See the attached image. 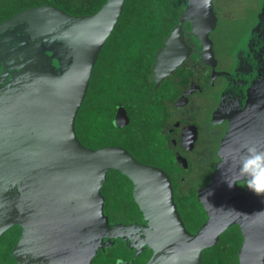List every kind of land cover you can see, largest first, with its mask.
Segmentation results:
<instances>
[{
	"label": "water",
	"instance_id": "1",
	"mask_svg": "<svg viewBox=\"0 0 264 264\" xmlns=\"http://www.w3.org/2000/svg\"><path fill=\"white\" fill-rule=\"evenodd\" d=\"M127 0H105L91 15L53 5L22 10L0 23V237L21 229L11 250L15 264H93L117 242L138 240L151 250L146 264H203L202 252L238 226V264H264V196L239 182L229 187L223 149L264 144V0L255 25L234 51L228 86L212 118L228 121L211 182L196 200L206 215L196 233L186 228L173 185L161 169L122 147L92 149L76 132L94 67ZM182 9L153 65L156 87L190 55L184 24L214 60V0H173ZM128 123L118 111L114 124ZM117 171L132 184L141 222L111 223L103 187Z\"/></svg>",
	"mask_w": 264,
	"mask_h": 264
},
{
	"label": "flooded vegetation",
	"instance_id": "2",
	"mask_svg": "<svg viewBox=\"0 0 264 264\" xmlns=\"http://www.w3.org/2000/svg\"><path fill=\"white\" fill-rule=\"evenodd\" d=\"M47 4L67 12L60 5L59 0H0V6L9 10L4 12L7 19L22 10ZM216 16L218 18L217 13ZM190 29L191 25L189 31H186L184 27L185 41L191 48L189 57L172 74L166 76L158 87H156L152 66V74L147 80V86H144L147 89L151 87V92L143 94L144 102H141L142 108L136 115L139 118V123L132 124L131 111L121 104L115 108L110 116L111 125L115 129L123 131V138L129 133H127V129L132 128L133 134L130 136L132 142L126 143L128 149L121 145L98 147H122L133 156L139 153L142 160L135 157L136 155L134 156L138 161L163 170L171 179L175 201L184 224L186 223L181 213L183 204L193 196L196 199L197 191L211 182L214 167L220 160L218 149L229 125L227 119L217 122V120H213L212 115L220 106L222 92L228 86V80L224 74L232 73L236 64L233 54L240 42L236 44L230 53L223 54L216 48L215 38L213 37L216 30L211 32L210 39L214 60L206 62L201 56L202 45ZM150 107L153 110L147 113ZM118 111L124 112L128 118L127 124H124L126 119L122 120L123 124H114ZM140 145H142L141 148H139ZM129 183L128 195L132 198V184ZM117 184V181L111 180L108 176V180L103 187L106 213L111 223H140L141 214H138L139 209L134 202L133 204L128 202V204L115 205L116 200L112 196L115 193V185ZM122 184L129 185L125 181ZM238 184L240 187H246L243 182ZM115 207H118V210H121L123 214H113L112 210ZM130 211H135V214L131 215ZM188 230L194 234L198 229ZM139 243L138 240L126 244L117 242L116 246L96 257L93 264H116L117 258H122L125 264H146L152 252Z\"/></svg>",
	"mask_w": 264,
	"mask_h": 264
},
{
	"label": "trees",
	"instance_id": "3",
	"mask_svg": "<svg viewBox=\"0 0 264 264\" xmlns=\"http://www.w3.org/2000/svg\"><path fill=\"white\" fill-rule=\"evenodd\" d=\"M104 1L59 0L60 5L73 15H91L100 9ZM8 11L0 6V23L7 20L4 12ZM181 14L182 9L173 0L126 1L115 29L100 53L86 98L77 115L76 132L84 146L96 149L106 145H121L127 148L126 143L132 142V128L127 129L129 133L123 138V131L111 125L110 116L121 104L131 111L132 124L139 123L136 115L142 108L143 94L151 92V87L147 89L144 86H147L152 74L156 53L177 25ZM184 27L189 31L190 24L186 23ZM152 110L148 108L147 113ZM135 155L142 160L139 153ZM109 176L118 182L112 196L116 200L115 205L133 204L134 201L128 195L130 181L117 171H110ZM123 181L129 185L122 184ZM118 209L115 207L113 214L122 215L123 212ZM129 213L134 215L135 211ZM181 213L188 229H199L205 222L206 215L194 196L185 201ZM20 233L21 229L14 226L0 237V264H15L10 253ZM241 242L238 226H231L221 235L216 246L202 252L203 264H238L237 252Z\"/></svg>",
	"mask_w": 264,
	"mask_h": 264
},
{
	"label": "clouds",
	"instance_id": "4",
	"mask_svg": "<svg viewBox=\"0 0 264 264\" xmlns=\"http://www.w3.org/2000/svg\"><path fill=\"white\" fill-rule=\"evenodd\" d=\"M211 5V0H203L205 12ZM223 165H228L227 179L229 187L243 182L257 196H264V144L241 143L237 148L223 149ZM116 264H125L122 258L116 259Z\"/></svg>",
	"mask_w": 264,
	"mask_h": 264
},
{
	"label": "rangeland",
	"instance_id": "5",
	"mask_svg": "<svg viewBox=\"0 0 264 264\" xmlns=\"http://www.w3.org/2000/svg\"><path fill=\"white\" fill-rule=\"evenodd\" d=\"M214 5L219 24L213 37L217 50L227 54L255 25L260 0H214Z\"/></svg>",
	"mask_w": 264,
	"mask_h": 264
}]
</instances>
